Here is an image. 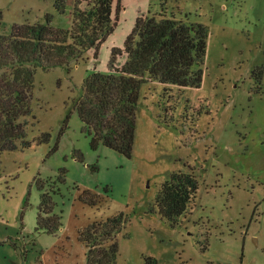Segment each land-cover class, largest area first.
Returning a JSON list of instances; mask_svg holds the SVG:
<instances>
[{
  "label": "rangeland",
  "instance_id": "obj_1",
  "mask_svg": "<svg viewBox=\"0 0 264 264\" xmlns=\"http://www.w3.org/2000/svg\"><path fill=\"white\" fill-rule=\"evenodd\" d=\"M73 3L0 0V33L46 15L67 30ZM116 4L96 60L89 50L67 68L36 69L23 141L0 154V264H85L78 231L119 213L116 264H264V0H121L118 12ZM162 11L207 26L200 86L143 84L131 157L91 150L73 110L83 80L107 73L136 18ZM174 173L192 174L198 189L171 227L153 206ZM86 191L92 205L80 201ZM42 192L61 218L54 235L35 232Z\"/></svg>",
  "mask_w": 264,
  "mask_h": 264
},
{
  "label": "trees",
  "instance_id": "obj_2",
  "mask_svg": "<svg viewBox=\"0 0 264 264\" xmlns=\"http://www.w3.org/2000/svg\"><path fill=\"white\" fill-rule=\"evenodd\" d=\"M114 1L74 0L67 30L53 27L52 16L46 15L43 24H13L7 33H0V154L15 150V141L24 138V124L19 120L30 115L36 69L67 68L89 50L94 51L96 60L101 44L115 28L111 18ZM63 7L56 6V10L62 12ZM207 37V26L190 21L186 15L176 17L162 11L157 16L136 18L123 49H111L107 73L89 74L82 82L80 97L73 103L82 132L90 138V149L96 150L102 144L130 158L140 87L153 81L179 88L199 87ZM122 55L125 60L117 67L116 59ZM68 119L66 116L65 125ZM74 156L82 161L79 152ZM64 177L65 170H59L60 182ZM37 188L43 190L38 183ZM197 189L192 174L174 173L161 186L153 209L174 227ZM90 199L88 191L80 197L82 203L92 205ZM125 223L119 213L78 231V241L86 248L85 264H116V236ZM60 227L61 218L54 213L51 195L42 192L35 232L54 235ZM143 264L157 261L148 257Z\"/></svg>",
  "mask_w": 264,
  "mask_h": 264
}]
</instances>
